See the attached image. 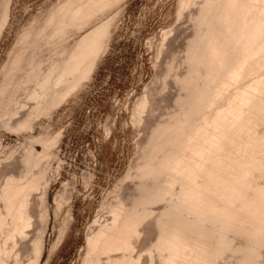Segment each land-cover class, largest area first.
Listing matches in <instances>:
<instances>
[{
  "label": "bare ground",
  "instance_id": "obj_1",
  "mask_svg": "<svg viewBox=\"0 0 264 264\" xmlns=\"http://www.w3.org/2000/svg\"><path fill=\"white\" fill-rule=\"evenodd\" d=\"M118 1L72 0L62 15H53L43 28L41 25L39 36L35 35L39 28L24 31L20 42L25 48H20L21 54H14L13 64L12 59L7 62L5 74L22 67L25 56L29 60L25 63L33 66L28 79L33 70L42 74L34 51L39 48V37L45 35L46 39V29L50 28L48 43L53 40L55 48L68 29L89 24ZM5 4L9 6L0 14V26L6 25L10 15V4ZM186 6L195 8L190 13L194 32L185 60L189 67L185 75H176L186 92L183 95L184 90H180L178 106L151 129L138 162L142 164L137 192L116 201L110 222L100 225L92 235L87 264H155L153 251L159 264H213L219 258L226 260L222 256L234 248L246 252V260L238 256L242 263L255 264L264 253V0H188ZM107 20L84 33L72 51L54 61L53 67L51 63L48 73L32 77L37 85L29 96L38 99L35 102L47 107L49 97L55 102L86 78L109 37L111 20ZM31 38L34 51L29 50L32 44L27 45ZM24 39L29 41L27 46ZM25 49L32 51L30 57ZM28 57H32L31 62ZM32 166L22 178H9L1 190L0 264H10L2 240L5 227L12 225L9 234L24 233L22 227L31 218L29 196L45 177L42 170L32 174ZM147 228L154 238L149 237L153 238L149 247L147 241L138 249ZM243 233L249 238L238 245L235 237L241 234L242 238ZM40 244L35 249L42 248ZM39 249L36 251L41 257Z\"/></svg>",
  "mask_w": 264,
  "mask_h": 264
},
{
  "label": "rangeland",
  "instance_id": "obj_2",
  "mask_svg": "<svg viewBox=\"0 0 264 264\" xmlns=\"http://www.w3.org/2000/svg\"><path fill=\"white\" fill-rule=\"evenodd\" d=\"M7 1L0 0V14L9 6L6 7L5 3L10 4L8 22L0 26V85H3L0 89H5L4 94L2 90L0 93V140H6L4 143L11 146L8 157H3L4 162L15 159L10 152L15 154L16 148V154L20 155L18 157L23 155V160L22 168L20 165L13 168L18 175L4 174L11 163L0 168V195L9 178H22L33 164L37 167L32 166V174H39L41 171L38 170L43 171L42 177L45 174L38 189L29 196L31 218L28 225L25 223L22 227L24 233L14 231L15 234H9L10 224L4 229L2 240L9 251L8 260L10 264H29V261H37V264H87L88 243L92 235L100 225L110 222L111 209L117 202L137 192L135 185L137 187L141 182L138 162L145 152L151 129L178 106L176 98L182 95L179 77L185 75L186 67H189L186 65V51L194 32L190 13L195 8L186 6L188 0H121L89 24L68 29L64 39L58 43L55 41V48L51 44L53 40L48 43L50 28L46 29L48 40L41 33L36 50L33 45L35 29L39 28L36 29L38 34L35 33L39 36L41 25L43 28L53 15H62L64 6L72 0ZM106 20L112 22L109 37L106 36L96 65L86 78L68 93L61 94L55 102L49 97L47 107L40 100L41 103L35 102L38 99L29 94L37 85L32 77L41 73L33 70L31 80L28 79L32 65L29 67L26 56L24 63H28H22L23 66L16 71L14 67L13 73V66L9 65L11 59L13 64L14 54L19 55L20 48H25L20 42L24 31H33L34 42L31 38V43L27 44L28 37L23 42L33 45L29 50L35 48L36 51L32 49L36 52L35 60L41 61L43 72L38 69L44 75L52 69L51 63L53 67L54 61L58 62L61 56L73 50L84 33ZM26 51L23 52L30 57L32 51L28 54ZM29 57L31 62L32 57ZM38 61L34 63L36 66ZM7 62L11 68L9 75L4 71ZM179 73L183 74L177 79ZM16 124L23 130L20 137L15 134L19 133L14 130ZM17 139L20 144L16 146ZM2 205L4 202L0 200L3 209ZM148 230L143 232L147 240L142 236L139 241L143 244L137 246L143 247L147 241L149 245L146 246H150V239L154 237ZM248 236L247 233H243L242 238L236 236L235 242L245 243ZM38 244L42 245V248H36L42 249L41 257L35 249ZM232 251L222 256L227 257V261L219 258L218 263L213 264H244L246 252L242 249ZM147 252L144 251L146 255ZM153 252L157 256V252ZM156 256L155 264H159ZM238 256L245 259L243 263ZM257 258L260 259L255 264H264V253Z\"/></svg>",
  "mask_w": 264,
  "mask_h": 264
},
{
  "label": "crops",
  "instance_id": "obj_3",
  "mask_svg": "<svg viewBox=\"0 0 264 264\" xmlns=\"http://www.w3.org/2000/svg\"><path fill=\"white\" fill-rule=\"evenodd\" d=\"M14 130L19 131V133H15L16 136H18V137L22 136V133H20V132H22L23 130L18 126V124L15 125ZM31 136H33V135H31ZM4 142H6V140H4V139L0 140V168L2 166H4L3 164H7V163L10 164L11 163L10 165H7L8 168H6L4 170L5 171L4 174L6 175L9 173H12V174L18 175L13 171V168L18 167V165H20V167L22 168L23 155H22V157H18L20 155L16 154V151H17V148H16L15 154H14V151L10 152V156H12L15 159H13L10 162L9 161L4 162L6 159H3V157L4 156L8 157L7 156V154H9L8 149L11 148V146H9L8 143L5 144ZM19 144H20V139H17L16 146ZM1 183H2V181H0V185H1Z\"/></svg>",
  "mask_w": 264,
  "mask_h": 264
}]
</instances>
